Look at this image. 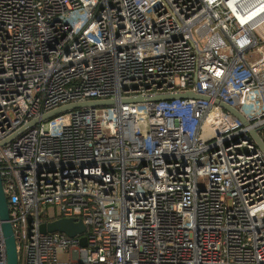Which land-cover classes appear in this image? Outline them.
<instances>
[{
	"label": "built area",
	"instance_id": "1",
	"mask_svg": "<svg viewBox=\"0 0 264 264\" xmlns=\"http://www.w3.org/2000/svg\"><path fill=\"white\" fill-rule=\"evenodd\" d=\"M182 90L250 126L204 99L123 101ZM250 128L264 141V0H0V174L19 264H264ZM59 218L86 230H41Z\"/></svg>",
	"mask_w": 264,
	"mask_h": 264
},
{
	"label": "water",
	"instance_id": "2",
	"mask_svg": "<svg viewBox=\"0 0 264 264\" xmlns=\"http://www.w3.org/2000/svg\"><path fill=\"white\" fill-rule=\"evenodd\" d=\"M176 99H204L211 101L215 105L220 106L221 108H224L227 111L234 114L235 116H237L245 126H250V122L232 104L220 98H212L207 94L197 93L193 90H182V91H173L166 93L149 94V95H138L129 98H124L123 101L145 102V101H169ZM115 103L116 100L112 98L69 103L45 113L41 117V119L38 118L33 120L30 123V125L37 123L39 120L49 119L71 108L84 107V106H92V107L110 106ZM21 131L22 129L17 131L15 135L19 134ZM249 131L253 139L257 143L258 147L264 153V141L261 138L258 130L255 128H250ZM6 141L7 140H4L2 143H5ZM0 226L5 239L7 264H19L18 237L15 233L13 224L11 222L9 203L4 191L3 178L1 174H0ZM41 230L43 232H50V233L62 232L72 237L77 234L84 233L86 227L82 221H76L74 218H59L50 222L42 223ZM84 240L85 239H82L83 244L85 243Z\"/></svg>",
	"mask_w": 264,
	"mask_h": 264
},
{
	"label": "rangeland",
	"instance_id": "3",
	"mask_svg": "<svg viewBox=\"0 0 264 264\" xmlns=\"http://www.w3.org/2000/svg\"><path fill=\"white\" fill-rule=\"evenodd\" d=\"M251 54V52L249 53ZM249 75V71L247 67L242 63L239 67L236 68L234 71V76L230 79V83L234 84L236 87H242V83L247 79ZM173 103L177 104L178 106H181L183 101L182 99H176L173 101ZM214 110H217V108H213L209 116L207 117V120L205 122L206 127H211V122L214 116Z\"/></svg>",
	"mask_w": 264,
	"mask_h": 264
}]
</instances>
